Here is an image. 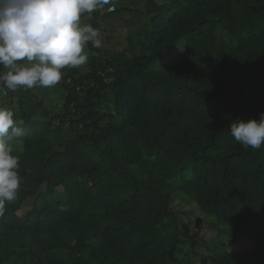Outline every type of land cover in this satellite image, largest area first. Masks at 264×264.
<instances>
[{"label":"trees","instance_id":"trees-1","mask_svg":"<svg viewBox=\"0 0 264 264\" xmlns=\"http://www.w3.org/2000/svg\"><path fill=\"white\" fill-rule=\"evenodd\" d=\"M114 4L82 14L102 45L64 88L0 94L22 177L0 264H264V146L229 131L264 112V0Z\"/></svg>","mask_w":264,"mask_h":264},{"label":"clouds","instance_id":"clouds-1","mask_svg":"<svg viewBox=\"0 0 264 264\" xmlns=\"http://www.w3.org/2000/svg\"><path fill=\"white\" fill-rule=\"evenodd\" d=\"M114 0H0V94L34 87L52 88L65 68H79L89 59L85 48L102 45L100 31L81 22L82 14L113 11ZM11 108L0 106V216L21 188L20 156L5 137L19 134ZM244 148L264 146V112L259 119L237 118L229 128Z\"/></svg>","mask_w":264,"mask_h":264},{"label":"rangeland","instance_id":"rangeland-1","mask_svg":"<svg viewBox=\"0 0 264 264\" xmlns=\"http://www.w3.org/2000/svg\"><path fill=\"white\" fill-rule=\"evenodd\" d=\"M139 4V3H138ZM132 6L135 8L136 7V4H132ZM86 16H84L82 19H81V22L82 23H86ZM126 18H127V16H126ZM132 19V18H131ZM87 24V23H86ZM124 42L125 41H123V44H124ZM108 45H111L110 44V42L108 43ZM108 45H107V47H108ZM104 47H106L105 45H104ZM119 48H123V46H120ZM86 52H87V50H85ZM88 53V52H87ZM86 67H87V63L85 64V65H83V66H81V67H79L80 69H82V70H84V69H86ZM62 72H64V70L62 69ZM65 82H67V81H64L63 79H61V81L60 82H58V84L55 86L56 88H64V84H65ZM55 87H52V88H50V89H53V88H55ZM21 89H23V88H20V90ZM24 91H29V93H30V96L31 95H34V97L35 98H37V99H41L42 98V95H41V93L40 92H38V90H37V87H34V88H32V89H28V90H25V89H23ZM7 95V94H6ZM2 97V96H1ZM16 98V100H13L12 99V102H13V105L10 107L11 109L12 108H14L15 106H17L18 105V103H19V101H17V96L15 97ZM5 99H7V98H5ZM57 104H60L59 102L57 103ZM15 105V106H14ZM0 106H4V107H8L9 108V106H7L5 103H3V101H1V99H0ZM13 110V109H12ZM195 205H193V204H189L186 200H184V199H177V200H175V202H174V204H173V207L175 208V209H179V208H183V209H190L191 207H193L192 208V210H194V209H196L195 207H194ZM200 214H202L201 212H199L197 215H196V217L198 216V215H200ZM189 220H190V222L192 221V218H189ZM192 224H193V221H192ZM225 227V226H224ZM208 230H206V228L203 230V236H204V238L203 239H201V242L202 243H204V245L206 244L210 249H212V250H214V251H218V250H222V249H227V245L223 242V240H222V238L220 237V231H218V230H214V236L212 237V232L209 230L208 232H207ZM207 232V233H206ZM247 243V242H246ZM250 245L249 246H253L254 245V241H251V243H249ZM234 248H236L235 246H234ZM209 251L205 248V247H202L201 249H200V253H208ZM205 260L206 259H198V262H197V264H205L204 262H205Z\"/></svg>","mask_w":264,"mask_h":264}]
</instances>
